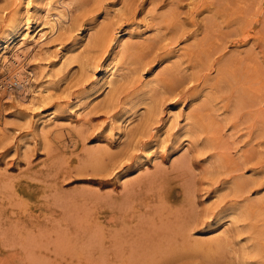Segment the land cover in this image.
<instances>
[{
  "label": "rangeland",
  "instance_id": "1",
  "mask_svg": "<svg viewBox=\"0 0 264 264\" xmlns=\"http://www.w3.org/2000/svg\"><path fill=\"white\" fill-rule=\"evenodd\" d=\"M50 1L90 23L94 43L79 46L72 33L61 46L92 67L73 62L42 106L57 115L46 140L22 105L35 79L18 86L0 61V119L10 127L0 143V264H242V245L247 264L264 263V0ZM2 9L0 33L12 0ZM129 23L141 27L126 39L118 85L68 107L67 92L92 90L105 28ZM34 48L24 75L41 69ZM44 56L42 65L57 58ZM133 96L125 132L118 118ZM183 126L189 134L178 137ZM218 234L221 256L172 252Z\"/></svg>",
  "mask_w": 264,
  "mask_h": 264
},
{
  "label": "bare ground",
  "instance_id": "2",
  "mask_svg": "<svg viewBox=\"0 0 264 264\" xmlns=\"http://www.w3.org/2000/svg\"><path fill=\"white\" fill-rule=\"evenodd\" d=\"M58 1L62 2V0ZM12 3L14 4L15 12L8 19H6V21H4L0 33L1 65L7 71L9 70L13 72L15 79L18 81V86L20 87H24V82L27 79V76L35 79V88L31 90L29 97L26 100L24 99L22 105L25 109L26 116L32 114V112L34 115H37V120H39L36 126L37 130H40L39 134L47 140L49 132L51 131L50 126L52 123H55V120H57V115L54 110L42 108V106L54 97V92L59 87V81L65 80L68 77L67 75L63 76V74L69 73V69L72 68L73 62H80L84 68L89 65L92 67V63L88 61L89 56L82 57L76 52V48L64 49L61 46L62 39H66L73 33L76 36V43L80 46L90 45L91 42L94 43L97 37L92 35L90 32V23L81 27L79 24L72 22L69 20V16L66 11L60 9L59 7H50L52 5L50 0H12ZM0 13L4 14L5 10H0ZM68 23L69 25L67 26ZM131 24L132 23H129L121 27H104L107 30L106 40L108 41V48L105 50L101 61L96 66H93V78L91 81L92 90L83 93L81 96H71L69 92H67V95L65 94L66 96L64 97H66L65 99L69 103L68 107H73L79 101H82L88 96L91 97L94 93L97 95V92L104 87L118 85L117 76L119 74L120 60L123 56V51L125 52L130 45L126 39L132 35L138 26L141 27V25L138 24L137 26H132ZM138 32H140V34H144L146 30H139ZM51 38L53 39L51 40ZM33 44L37 45V48H34L35 50L33 49L34 51L32 50L29 56L36 60L35 64L37 67L40 65L41 69L37 72V74L33 71H28V73L24 75L22 58L26 54V50L28 51V48ZM49 49H54V51H49ZM57 50L60 51L58 56L56 55ZM47 52H51L52 55L57 56L54 63H49L51 66L46 65V63H43L42 65L39 61L42 56L44 59L48 58L47 56H44ZM130 65H132V63H130ZM138 70L139 68L132 67L130 73L134 74V72H137ZM85 77L86 75L84 74L81 81L84 80ZM96 95L90 99V102L97 99ZM139 99L137 96H133L129 99L118 118L120 120L119 127L127 130L125 132L131 131V128H129L130 118L132 117V113L137 112V109L134 108L138 105ZM144 99L147 98H143V102L145 104L148 106L152 105L151 100L147 101ZM111 100V96L107 97V99H105V104L110 103ZM74 108L77 107L75 106ZM175 108L178 109V106ZM176 109H168L165 112L168 120H174V122H177V116L180 113L178 111L176 112ZM67 110L70 111V108ZM8 129H10V127L7 126V123H3L0 119V143L4 138L8 137L9 134L8 131H6ZM188 130L189 129L184 126L181 127L178 131V137L181 135H188ZM157 135L159 136V134ZM62 139L64 147H68L69 142L67 143L65 141L66 137H63ZM68 140H70V138ZM238 214L235 212L229 213V215L235 217L234 219H236V221H238ZM225 246L226 240L222 237V235L218 234L215 237L205 239L203 241L199 240V242L197 241L190 244L187 242L180 246L177 245L172 252L176 255H189L190 253L196 254L200 252L204 257L213 258L216 253L221 256ZM240 248L244 256L242 264H247L248 247L242 245ZM253 253L254 252H252V254ZM259 264L264 263L260 262Z\"/></svg>",
  "mask_w": 264,
  "mask_h": 264
}]
</instances>
